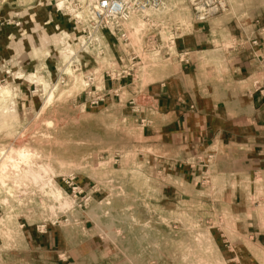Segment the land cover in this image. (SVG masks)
<instances>
[{
    "label": "rangeland",
    "instance_id": "obj_1",
    "mask_svg": "<svg viewBox=\"0 0 264 264\" xmlns=\"http://www.w3.org/2000/svg\"><path fill=\"white\" fill-rule=\"evenodd\" d=\"M189 1L167 0L184 34L218 16L234 31L264 21V0H225L192 24ZM67 26L0 38V264H264V190L242 179L239 146L145 133L162 123L146 88L175 75L146 27L132 21L118 44L103 33L96 55ZM117 55L133 58L128 77L111 68Z\"/></svg>",
    "mask_w": 264,
    "mask_h": 264
},
{
    "label": "crops",
    "instance_id": "obj_2",
    "mask_svg": "<svg viewBox=\"0 0 264 264\" xmlns=\"http://www.w3.org/2000/svg\"><path fill=\"white\" fill-rule=\"evenodd\" d=\"M19 2L16 0L15 6L21 8L16 15L8 10L7 2H0L2 40L9 41L11 31L22 41L24 31L33 35L44 29L51 31L54 25L68 30L69 25L50 6L36 7L32 2L24 7ZM30 11L43 17L28 16ZM223 20L218 16L205 25L192 26L191 32L176 40L174 51L167 55L159 52L156 65L163 70L169 65L175 75L146 88L145 93L158 106L156 119L162 123L148 127L150 131L145 129V133L166 142L178 139L183 144L194 143L199 149L207 144H219L223 149L239 146L242 157L245 155L240 167L247 170L242 179L264 190V21H245L234 31L232 23ZM7 21L19 25H7ZM250 41L256 44L251 46ZM250 137L256 138L254 145H248L254 140ZM233 140L239 141L238 145Z\"/></svg>",
    "mask_w": 264,
    "mask_h": 264
},
{
    "label": "built area",
    "instance_id": "obj_3",
    "mask_svg": "<svg viewBox=\"0 0 264 264\" xmlns=\"http://www.w3.org/2000/svg\"><path fill=\"white\" fill-rule=\"evenodd\" d=\"M225 2L190 0L192 24L204 23L208 18L218 15L224 9ZM42 4L50 6L54 13L71 24L69 34L76 33L84 37L85 47L96 55L102 54L104 34L116 41V44L125 43L127 33L131 30L127 25L132 21H140L146 27L145 46L154 44L152 48L163 51L165 55L174 48V41L183 34L179 32L182 28L179 24L172 25L167 19L168 13L175 8V5H168L167 0H37L35 6L40 7ZM12 22L7 21L6 24L18 27V23ZM53 30L59 31L61 35H68L64 30H59L57 25L53 26ZM160 33L163 40L158 35ZM157 36L160 43L156 47ZM132 60L133 58L124 60L117 55L116 60L111 63V68L116 70V77L125 78L131 74L134 67ZM87 83L91 85V81Z\"/></svg>",
    "mask_w": 264,
    "mask_h": 264
},
{
    "label": "bare ground",
    "instance_id": "obj_4",
    "mask_svg": "<svg viewBox=\"0 0 264 264\" xmlns=\"http://www.w3.org/2000/svg\"><path fill=\"white\" fill-rule=\"evenodd\" d=\"M62 38H63V36H62ZM62 38H61V39H62ZM1 93H2V90H0V94H1Z\"/></svg>",
    "mask_w": 264,
    "mask_h": 264
}]
</instances>
